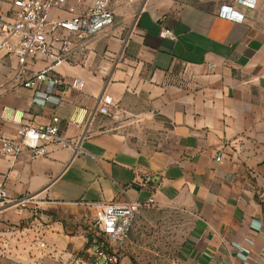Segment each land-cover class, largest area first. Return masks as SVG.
Returning a JSON list of instances; mask_svg holds the SVG:
<instances>
[{
    "label": "crops",
    "instance_id": "0c3cea01",
    "mask_svg": "<svg viewBox=\"0 0 264 264\" xmlns=\"http://www.w3.org/2000/svg\"><path fill=\"white\" fill-rule=\"evenodd\" d=\"M93 2L67 0L53 16ZM11 3L0 0V15ZM113 11L84 55L54 67L62 87L20 86L17 61L0 56V136L15 137L18 113L23 125L58 118L63 136L82 138L77 155L51 147L40 159L0 156V264H89L96 208L81 203L150 200L121 264H264V0L254 10L235 0H136ZM166 29L173 38L160 36ZM46 66L34 62L23 79ZM75 80L84 89L71 88ZM105 96L110 116L96 111Z\"/></svg>",
    "mask_w": 264,
    "mask_h": 264
},
{
    "label": "built area",
    "instance_id": "2783aa9c",
    "mask_svg": "<svg viewBox=\"0 0 264 264\" xmlns=\"http://www.w3.org/2000/svg\"><path fill=\"white\" fill-rule=\"evenodd\" d=\"M67 0H12L10 16L0 15V56L15 59L18 67L15 69L14 82L25 88L35 89L40 83L48 80L56 87L66 85V81L54 76L52 72L56 65L67 63L85 54L89 45L102 31L114 23V5H130L136 0H94L92 6L83 14L72 15L66 19H56L53 14L60 10ZM83 0H77L82 2ZM239 6L254 10L258 0H235ZM71 13L74 9H71ZM162 38H173L170 30L160 33ZM42 60L47 66L35 73V80L23 79L28 74L29 65ZM73 89L82 90L83 81L75 80L70 84ZM113 101L109 96L99 101L97 112L100 115L112 114ZM12 111L6 109L2 118L10 117ZM81 110L71 123H79L86 115ZM13 121L21 124L15 137L0 136V156L13 161L28 152L32 159L47 157L50 148L66 149L73 155L81 151L82 138L68 139L59 128V119L54 118L50 124H22V116L15 113ZM221 158H218L220 160ZM7 201L5 187L0 188V206ZM26 205L24 199L18 202ZM153 203L116 202L105 204L81 203L94 206L95 215L86 230L89 264H121L127 254V240L134 222L141 209ZM37 212H34V216ZM44 247V244L41 243ZM65 263H71L72 257L62 256Z\"/></svg>",
    "mask_w": 264,
    "mask_h": 264
}]
</instances>
